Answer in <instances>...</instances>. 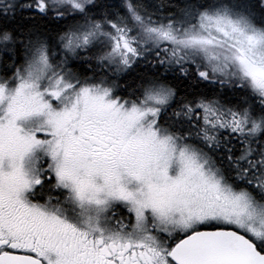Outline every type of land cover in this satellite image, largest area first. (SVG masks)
Listing matches in <instances>:
<instances>
[{
	"label": "snow or ice",
	"instance_id": "1",
	"mask_svg": "<svg viewBox=\"0 0 264 264\" xmlns=\"http://www.w3.org/2000/svg\"><path fill=\"white\" fill-rule=\"evenodd\" d=\"M0 264H264V0H0Z\"/></svg>",
	"mask_w": 264,
	"mask_h": 264
}]
</instances>
